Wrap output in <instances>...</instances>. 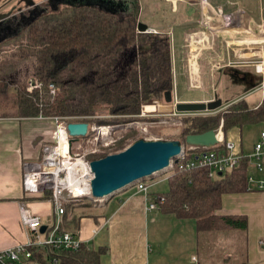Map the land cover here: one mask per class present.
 I'll list each match as a JSON object with an SVG mask.
<instances>
[{
	"label": "trees",
	"instance_id": "1",
	"mask_svg": "<svg viewBox=\"0 0 264 264\" xmlns=\"http://www.w3.org/2000/svg\"><path fill=\"white\" fill-rule=\"evenodd\" d=\"M106 1L113 3L109 5L112 11L85 0H67L71 5L45 9L6 42H12L9 50H16L14 53L0 50V110L3 112L0 118L43 116L67 125H120L139 120L144 104L157 100L166 103L174 91L170 37L139 32V0ZM119 1L125 2L124 9L115 7ZM22 67H28L33 74L28 77L26 71V82L42 83L41 91L29 93L24 81L17 84L12 73ZM50 86L56 88L55 95L50 94ZM186 115L185 129L181 139H177L184 146L189 136L217 131L222 122L225 137L230 130L264 123V100L256 108L241 100L216 116ZM90 135L91 132L86 138ZM135 137L134 132L129 131L103 155L91 156L90 162L123 151ZM167 182L168 191L155 197L165 214L194 220L199 232L247 231L245 217L223 216L218 212L224 195L248 191V164L243 163L235 171L216 178H210L207 169L182 171L177 167ZM77 199L65 205L62 226L65 231H68L65 223L70 214L74 222L77 208L93 207L90 203L79 204L81 200L89 202L87 197ZM102 251L83 245L78 251L40 249L34 253L44 264H50L54 258L60 264H100Z\"/></svg>",
	"mask_w": 264,
	"mask_h": 264
},
{
	"label": "crops",
	"instance_id": "2",
	"mask_svg": "<svg viewBox=\"0 0 264 264\" xmlns=\"http://www.w3.org/2000/svg\"><path fill=\"white\" fill-rule=\"evenodd\" d=\"M6 1H0V6ZM165 1L172 5V10L177 15L181 13L179 12L181 5L183 17L179 28L185 40V52H188L187 39L191 38L190 36L187 38L185 34L198 26L205 27L213 39L226 32L238 30L252 32L253 25L260 26L263 30L264 0H260V8L255 9V12L245 7L244 0ZM148 28L156 30L158 34L161 33L153 25H149ZM161 34L168 35L171 40L174 75L172 99L173 101L176 99L179 104H208L218 101L214 92H217L218 86L215 83L219 75H224L223 81L225 75L239 76L241 79L259 74L263 76L261 72H264V61L257 65L238 66L235 65L237 62L233 58L234 61L229 65L222 52L216 53L221 63L211 68L209 64L215 57L204 56L200 62L203 76L201 78L204 81L197 82L196 87L190 82L186 87L188 91H200V97L188 99L184 94L182 97L180 85L183 86L182 83L187 76L177 62L179 55L178 45L173 40L174 30L170 29ZM206 39H209L208 36L204 37V40ZM226 41L223 40L224 44ZM3 43L4 41L1 44ZM240 43L264 45V40L247 39ZM257 66L259 71L256 69ZM262 87L263 84L259 90L263 92V98L259 103L251 105L252 108L258 107L264 100ZM244 90L246 92L247 89ZM242 98L239 97L238 101H247ZM173 101L167 106L172 105ZM236 138L235 135L227 138L226 134V140L235 143L238 151L251 153L252 150H245L242 142L238 143ZM58 139L57 125L53 121L39 118H0V250L25 244L29 240V234L23 228L20 217L22 204H27L34 214L42 217L46 226L53 222V206L49 194L27 195L23 178L24 165L40 161L44 146L53 145ZM169 177L170 175L161 176L150 181L149 197L138 193L133 187L108 200L103 199L99 202L101 204H95L90 209L77 208L75 221L71 222L74 217L70 214L65 229L78 234L88 249L103 250L100 264H264V245L261 243L264 241V193L248 190L245 193L223 196L222 208L218 214L245 217L248 221L247 231L221 230L203 233L198 231L194 220L165 214L159 206L155 210H148L150 198L155 202L157 194L163 193L156 188ZM241 239L245 248L243 254L239 256L237 250L241 249L237 246Z\"/></svg>",
	"mask_w": 264,
	"mask_h": 264
},
{
	"label": "rangeland",
	"instance_id": "3",
	"mask_svg": "<svg viewBox=\"0 0 264 264\" xmlns=\"http://www.w3.org/2000/svg\"><path fill=\"white\" fill-rule=\"evenodd\" d=\"M4 1V0H0ZM28 0H20L22 3V7H26V3ZM33 2L40 4V9H56L61 8L67 5H71L67 2V0H58L55 2H44L43 0H32ZM68 1H83V0H68ZM90 5L99 6L100 8H104L107 11H112L111 7L107 4L106 0H85ZM140 1V20L141 23L144 25H153L154 27H157L161 33H166L168 31L174 30V42H176V45H178V65H180L183 70L184 74L187 76L183 81V86L180 85V94L183 97V94L185 98L191 99L193 97H200L201 93L200 91H188L186 87L189 86V83L192 82L193 87H196V83L199 81H204L201 77L202 76V63L201 60L204 56H210L211 63L209 66L212 68L215 65H218L221 63L216 57L218 56L216 53H222L223 56L227 59V63H230L235 58V61L237 62L235 65L241 66V65H257L259 62L264 61V45H258V44H248V43H240L245 40L252 39L254 41H263L264 40V28L259 26H252V32L245 31V30H238L236 32H230V33H221L220 37L215 36L213 39V36H211L210 33H208V30L203 26H198L195 30H191L185 34L190 36L191 38L187 39L188 44V52H185L184 44L185 40L183 38V33L181 29L179 28L182 21V8L181 5L179 6V12H181L179 15L177 13L173 12L172 5L167 3L165 0H139ZM124 1H119L118 3H115V7H119V9H124ZM245 7L248 10H252L255 12V9L260 8V0H244ZM76 6V5H75ZM61 10V9H60ZM45 11V10H44ZM261 29V31H260ZM205 35V36H204ZM209 39L204 40V37ZM198 39H196V38ZM246 38V39H245ZM226 39V43L224 44L223 40ZM233 39V40H231ZM215 40V41H213ZM238 40V41H237ZM213 42L215 44H213ZM218 42V43H217ZM237 42V43H234ZM12 44V42L6 43L3 47L0 48V50L8 49L9 46ZM230 44V46H229ZM219 47V48H218ZM184 48V54H182ZM233 48V49H232ZM177 49V48H176ZM16 49L11 51L12 53L15 52ZM221 50V51H220ZM235 50V51H234ZM10 53V52H9ZM11 53V54H12ZM177 53V52H176ZM9 54L8 56H10ZM183 55V56H182ZM195 58V59H193ZM231 60L230 62L228 61ZM223 64V63H222ZM23 69L18 68L17 73H12V77H15L17 79V84H22L24 81L25 88L27 92L34 93L39 91H29L28 90V83L29 80H26L28 77L33 76L32 71L28 67H22ZM250 69V68H249ZM30 70V71H29ZM29 72V76L28 73ZM31 73V74H30ZM19 75V76H18ZM16 76H18L16 78ZM28 76V77H27ZM3 77V76H2ZM224 75H219L216 78V85L218 86L217 92H214V95L218 97V101H221L222 107L224 110H226L232 103H235L239 100V97H243L242 99H247L248 105H255L256 103H259L261 99L263 98V92H261L260 87L263 84V76L262 75H255L251 77H241L237 76L234 77L232 75H225L224 81H223ZM211 76H209V79ZM251 81V83H249ZM40 83V82H39ZM197 83V84H198ZM42 84V83H41ZM10 86V85H9ZM243 86V87H242ZM13 88V87H12ZM42 88H44V85L42 84ZM246 88V92L244 90ZM42 90V89H41ZM41 94H44L41 92ZM51 94V93H50ZM174 93V97H175ZM158 104L161 105V108L157 110L155 113H150L147 117H140L139 120L130 121L126 123H121L120 125H102L105 128H108V132L106 135H102L103 137H100L99 140L94 143L90 144L88 143L87 139L90 137L95 136V132H91V135L88 138H80L76 144L72 147V153L74 159H80V157L85 158V161L90 162V157L94 155H103V153L107 152L110 148L115 146L117 141H119L124 135L128 134L129 131H133L135 137V140H129L128 146L131 145L133 142L139 140V139H145V140H177L181 139V133L185 129V120L188 115L186 116H178V117H169L173 115L174 113V107L173 104L171 107L167 106L168 104L163 100H157ZM165 105V106H163ZM226 107V108H225ZM223 111V110H222ZM176 112V111H175ZM220 112V111H219ZM2 110H0V115H2ZM202 115H210V116H216L218 112H205L200 113ZM192 117V116H189ZM96 124H93L90 126V129L94 128ZM98 126V125H97ZM264 129V123H258V124H247L245 125L241 130L237 129V131L230 130L227 132V138H230L232 135L237 136L236 140L238 143L241 141L245 150H253L254 145L258 142L261 132ZM218 130V129H217ZM127 146V147H128ZM185 149L191 147L189 145L184 146ZM96 152V153H95ZM81 167V166H80ZM167 177L171 175V173L165 174ZM163 184L159 185L158 188L161 190V192H167L168 182L167 180ZM161 183V182H160ZM86 197V196H84ZM92 197V196H91ZM90 198V197H88ZM83 199V197H79L77 199L80 200ZM91 199V198H90ZM103 200V199H100ZM90 203L92 206L95 204L99 205L102 201L91 199V201L81 200L79 204ZM98 202V203H97ZM77 204V203H76ZM213 232V231H212ZM207 233V232H203ZM241 250H237V254L241 256L244 251V243L241 239L238 242V246Z\"/></svg>",
	"mask_w": 264,
	"mask_h": 264
},
{
	"label": "built area",
	"instance_id": "4",
	"mask_svg": "<svg viewBox=\"0 0 264 264\" xmlns=\"http://www.w3.org/2000/svg\"><path fill=\"white\" fill-rule=\"evenodd\" d=\"M142 33L158 34L154 29H148ZM256 69L259 71L258 66ZM261 73L264 76V72ZM262 88L264 89V83ZM41 89V83L29 81V91H41ZM50 90L52 95L57 92L54 86H50ZM178 104L179 102L174 99L173 107L176 112L174 111V114L169 117L186 115L178 112ZM159 108H161V105L157 101L144 104L140 117H147L150 113H155ZM39 119L49 121L43 116H40ZM50 121L57 125L59 139L53 145L44 146L43 156L40 161L24 165L23 186L27 195L40 196L49 194V199L53 206V222L46 226L42 217L34 214L27 204H22L20 206V217L23 228L29 234V240L25 244L0 250V264H44L37 260L34 250L78 251L85 245V242L78 234L65 231L62 226L66 204L79 197L92 198L90 183L93 175L90 162L85 161L83 157H80L79 160L74 159L72 147L77 142L71 145L67 124L60 123L58 119ZM223 127L224 124L222 122L216 131L218 140L216 145L211 147L191 146L187 149L184 147L181 155L171 162L170 173L177 167L182 171L207 169L209 177L216 178L219 174H222L223 177L238 169L243 163H246L248 164V190L264 193V131L261 133L260 139L254 145L251 153L245 154L238 151L235 143L226 140ZM107 129L97 125L93 129L89 128V133L95 132V136L89 137L87 139L88 143H96L100 137H103L102 135H106ZM62 132H64L65 140L68 142L67 150L61 148L60 138ZM80 160L84 162V166L76 168ZM75 188H85L87 189V194L78 196L75 194ZM134 188L137 189L138 193L149 197L150 181L138 183ZM161 201L163 202L164 200L162 199ZM157 206L150 198L148 210H155ZM43 226H46V231L41 233ZM261 243L264 245V241ZM50 264H60V262L57 258H54Z\"/></svg>",
	"mask_w": 264,
	"mask_h": 264
},
{
	"label": "water",
	"instance_id": "5",
	"mask_svg": "<svg viewBox=\"0 0 264 264\" xmlns=\"http://www.w3.org/2000/svg\"><path fill=\"white\" fill-rule=\"evenodd\" d=\"M56 2L58 0H43ZM112 6L111 1H107ZM1 18V17H0ZM148 26L139 24L140 33L148 30ZM0 31V44L5 40ZM172 96L167 97L166 103L171 104ZM177 110L184 114H200L205 112H219L224 110L221 101L210 103L178 104ZM86 123H70L67 132L71 138V145L80 138H86L89 133ZM218 143L216 131L201 135H191L186 145L197 147H211ZM184 145L178 140H145L139 139L123 151L90 162L93 178L90 183L92 199H110L120 192L135 187L138 183L149 182L171 172V162L182 153ZM222 176V174H219ZM46 231L43 226L41 233Z\"/></svg>",
	"mask_w": 264,
	"mask_h": 264
},
{
	"label": "flooded vegetation",
	"instance_id": "6",
	"mask_svg": "<svg viewBox=\"0 0 264 264\" xmlns=\"http://www.w3.org/2000/svg\"><path fill=\"white\" fill-rule=\"evenodd\" d=\"M21 4L20 0H7L0 6V31L3 32L4 43L29 26L45 10L32 0L27 1L26 7Z\"/></svg>",
	"mask_w": 264,
	"mask_h": 264
},
{
	"label": "bare ground",
	"instance_id": "7",
	"mask_svg": "<svg viewBox=\"0 0 264 264\" xmlns=\"http://www.w3.org/2000/svg\"><path fill=\"white\" fill-rule=\"evenodd\" d=\"M61 138H60V142H61V148L64 150H67L68 148V142L65 140V135L64 132L61 133ZM81 166V167H80ZM82 166H84V162L83 161H78L76 168H82ZM75 194L80 196V195H84L87 194V189H80V188H75Z\"/></svg>",
	"mask_w": 264,
	"mask_h": 264
}]
</instances>
